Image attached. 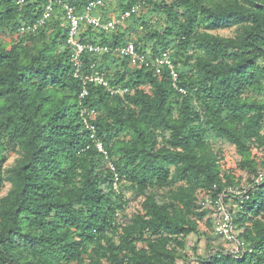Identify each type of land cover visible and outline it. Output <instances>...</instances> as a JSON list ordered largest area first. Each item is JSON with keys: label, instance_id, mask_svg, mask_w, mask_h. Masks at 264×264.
<instances>
[{"label": "clouds", "instance_id": "obj_1", "mask_svg": "<svg viewBox=\"0 0 264 264\" xmlns=\"http://www.w3.org/2000/svg\"><path fill=\"white\" fill-rule=\"evenodd\" d=\"M0 78L74 133L0 122V264H264V0H0Z\"/></svg>", "mask_w": 264, "mask_h": 264}, {"label": "trees", "instance_id": "obj_2", "mask_svg": "<svg viewBox=\"0 0 264 264\" xmlns=\"http://www.w3.org/2000/svg\"><path fill=\"white\" fill-rule=\"evenodd\" d=\"M208 71L216 74L215 70L212 67H208ZM22 75V74H21ZM3 78H0V81H2ZM20 83V81H18ZM51 83V82H50ZM66 86L65 84L60 85V90L56 89L55 83H51L52 91H50L47 94H44L43 87L44 86H37L36 93H31L27 88L20 90L17 92V90L9 85L7 88H0V122L6 121L8 123L13 122V117L16 116L17 110L23 114L25 109L32 112L31 116H21V119L25 120L27 128L31 129V124H28L27 121H31L32 117L36 115L37 113L43 115V117L52 124L54 128L57 129L59 132L61 129H63V133L61 134V138H68L69 144L71 143V135L74 134L71 132V129L67 126L61 125L60 120L63 119L62 116H60V113L64 112L65 105V94L63 93L62 89ZM47 109V111H45ZM41 127H45V125H41ZM39 132V130H37ZM127 147L128 150H131V145L124 146ZM82 166L84 167V180L82 184H77L73 182L68 177L63 178V182L68 186L70 189L69 195H71L73 192H75L78 197H83L84 201L86 203L92 204L95 203L99 205L100 199H94L98 195V189L96 187L97 181L92 180L89 182L88 176L89 173L92 172V167L89 166L87 161L82 162ZM46 168L47 165H44ZM7 177H0V180L6 181ZM30 187L25 186V189H23V194L25 195V200L31 197H36L39 201L42 203H49L51 201V193L46 190V185L44 183H36L35 181H30ZM82 187H88L91 189L86 195L80 191ZM3 189V185L0 184V190ZM102 199V197H101ZM54 203V202H53ZM59 211L62 212L65 216H68V219H65V223H72L75 224V221L72 220V218L69 216V211L67 208H65L63 205L57 206ZM52 208L44 209V211H51ZM22 211V207H16L14 209V212L12 209H4L0 208V214L7 215L9 212H13V215L19 214ZM179 215L177 211V216ZM51 223V222H49ZM55 228H58V226H54ZM182 230V229H181ZM8 232L12 233L13 229L8 228ZM5 239H8V237H5ZM264 239V237H262ZM151 247V244H150ZM168 254L160 253L155 259H147V260H139L136 262V264H163V260L167 258Z\"/></svg>", "mask_w": 264, "mask_h": 264}]
</instances>
